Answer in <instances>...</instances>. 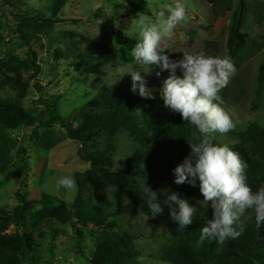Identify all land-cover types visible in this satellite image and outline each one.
Listing matches in <instances>:
<instances>
[{"label":"rangeland","instance_id":"obj_1","mask_svg":"<svg viewBox=\"0 0 264 264\" xmlns=\"http://www.w3.org/2000/svg\"><path fill=\"white\" fill-rule=\"evenodd\" d=\"M240 1L233 0L232 9L226 13L219 12L217 16L206 0H182L187 19L174 29L170 40L162 41V46L168 48L164 54L173 62L182 60L184 53L229 58L233 62L236 73L225 87V110L235 124L237 118L252 113L248 107L255 89L254 80L260 63L264 61V0H245L249 4L250 13L241 33L250 36L248 49L237 59L227 55L229 27ZM56 2L57 17L53 19V6ZM174 3L175 0H143L137 7L128 8L125 0H0V66L16 62L18 68L22 69L20 61L27 62L29 54L39 68L36 80L41 86L40 90L36 89L30 73H24L30 87L25 95L20 96L19 91L5 83L0 74V98L18 100L33 117L46 116L55 105L56 116L79 129L82 126L81 110L95 112L89 104L98 97L101 90L110 86L125 88L129 84V73L125 72L135 65L134 58L129 55L128 49L117 44L116 35L121 33L129 38L138 17L154 18L164 5ZM26 6L50 18L54 24L53 35L44 34L40 40L31 42L32 46L23 40L15 19L16 15L26 10ZM131 40L137 43L138 37ZM89 42H96L115 51L117 64L125 67V74L122 76L117 73L116 65H111L110 73L104 76L88 71L80 61L83 49H78L77 45L87 48ZM162 73L170 72L165 70ZM176 73L183 75L179 68ZM148 80L159 84L156 77H148ZM153 94H160V91L157 89ZM49 132H55L61 142L46 152L35 145V136ZM9 137L15 146L14 162L25 167L26 172L13 167L0 173V211L12 213L18 207V192L38 202L36 212L43 208L39 203L43 194L51 196L58 206L62 202L72 206L78 197V185L74 192L65 193L56 192L55 183L65 175L73 176L76 183L78 175L85 179L84 175L91 166L82 157L84 147L69 139L63 125L54 121L44 123L33 131L24 127L10 130ZM95 142L101 143L104 148L105 137L101 136ZM228 146L232 149L236 147ZM236 152L240 156L248 155V150L239 149ZM141 153L142 149L133 139L122 132L117 137L116 150L109 166L115 168V171H121L124 164H130L136 178L142 179L143 176L139 175L144 166L140 160ZM170 180L162 186L167 195L175 193L177 186L184 189V184L174 182V173ZM85 194L87 198L83 199L84 202L93 200L97 206L108 208L110 215L104 222L96 219L86 222L75 220L61 225L53 220L45 221L39 228L38 240L30 257L23 241L15 243L12 255L17 258L16 264H91L87 258L94 251L98 238H113L128 232H137L140 238L135 240L133 257L126 264H166L160 259V251L177 238L184 228L170 215L172 210L179 211L178 205L173 202L171 207L162 206V213L146 221L140 201L128 189L107 186L98 195L95 186H91ZM179 197L196 207V212L205 214L208 210L209 205L203 200L189 197L185 192ZM118 198L120 211L111 215L116 210ZM74 213L80 215L78 209ZM254 215L255 212L251 211L241 220H248ZM3 232L15 235L16 227L11 225Z\"/></svg>","mask_w":264,"mask_h":264},{"label":"trees","instance_id":"obj_2","mask_svg":"<svg viewBox=\"0 0 264 264\" xmlns=\"http://www.w3.org/2000/svg\"><path fill=\"white\" fill-rule=\"evenodd\" d=\"M143 0H125L128 8H135ZM212 6L213 13H226L233 7V0H206ZM58 3L53 6L56 19ZM250 13L249 4L245 0L239 2L237 12L234 14L229 27L227 55L237 59L248 49L250 36L241 33L246 27ZM19 33L23 40L31 45V42L40 40L44 34L53 35V22L39 11H33L29 6L20 15H16ZM60 20H58L59 23ZM118 45L129 51L136 42L126 38L123 34L116 35ZM90 46L83 48L81 56L82 65L90 72L98 75H107L111 71L110 66L116 65L117 73H124V66L117 64V53L96 42H89ZM32 46V45H31ZM32 48L30 47V54ZM32 56L35 58V54ZM22 69L16 62L0 66V74L5 83L19 91V95H25L30 84L24 77V73H30V79L35 80V88L41 86L36 80L39 72L34 59L28 54V61L22 63ZM134 67V69H133ZM132 70H140L139 66L133 65ZM140 74L144 77L147 87L152 89V94L160 91L170 73L163 74L157 66H152L148 71L142 69ZM157 73H160L157 75ZM156 77L159 84H153L148 77ZM163 75V76H161ZM176 76L183 78V75ZM129 84L123 87L110 86L101 90L89 107L95 110H81L80 119L82 126L79 129L66 123L56 116L55 105L50 108L48 114L33 117L28 114L18 100L12 98H0V173L10 168L18 167L24 173L26 168L14 162V144L9 137L10 130L24 127L33 131L35 128L50 121L60 122L67 131V137L79 142L84 147L83 159L90 163L91 168L86 171L83 179L78 175V197L73 205L62 202L59 206L53 198L43 194L40 202L43 205L41 211L36 212L37 201L17 193L18 207L12 213L0 211V264H16L17 258L12 255L14 246L18 241H23L28 256L33 252L39 236V228L45 221H56L59 224L73 223L75 220L86 222L94 219L104 222L109 211L106 207L97 206L93 200L84 202L87 198L85 193L91 186H95L98 195L105 191V187H114L120 190L128 189L136 195L141 203V211L145 217H151L147 200L144 198L143 186L146 184L156 192L162 206H169L165 201L172 195H167L162 186L171 181L173 170L183 163L186 157L191 155L190 143H198L199 132L194 125L188 124L181 115L164 105L161 94H153L154 99L142 98L138 90H131V74L127 75ZM255 89L251 95L249 110L244 116L237 118L233 130L226 134L216 133L214 143L234 145V151L239 149L248 150V155L242 154V159L248 163V184L253 192L264 186V61L258 67V73L254 80ZM225 105V88L219 93ZM139 111L141 115H139ZM127 133L131 139L142 149L141 163L144 165L137 179L135 170L130 164H124L120 171H113L109 165L116 150V140L120 133ZM101 136L105 137L104 148L101 143L95 142ZM226 138V140H223ZM61 142L55 132L35 136V145L43 150L50 151ZM92 144V145H90ZM89 147V148H88ZM86 148V149H85ZM184 189L180 186L175 188V193L181 195L185 192L189 197L203 200L200 192L199 180L195 186L184 183ZM171 205L173 202H169ZM209 202L205 214L196 212L193 223L185 226L181 233L173 241L166 244L160 251V259L166 264H264V225L257 227L255 215L242 220L245 225L244 232L236 239H228L224 243L216 241L199 242L200 230L212 217V208ZM120 200L117 199L116 215L120 211ZM79 210L80 215L74 213ZM254 210H247L245 214ZM16 227V234H5L9 226ZM140 238L137 232H128L113 238L100 237L87 258L91 264H126L133 257V244ZM83 250L80 252L82 253ZM30 257V256H29ZM30 259V258H29Z\"/></svg>","mask_w":264,"mask_h":264},{"label":"clouds","instance_id":"obj_3","mask_svg":"<svg viewBox=\"0 0 264 264\" xmlns=\"http://www.w3.org/2000/svg\"><path fill=\"white\" fill-rule=\"evenodd\" d=\"M186 19L182 0L164 5L154 18L138 17L135 29L129 35L130 39L138 37V42L129 55L140 70L125 73L131 74V90L134 93L138 90L142 98L154 99L152 89L147 87L140 71L157 66L161 71L170 72L160 90L164 105L179 113L199 132L198 143H190L191 155L173 170L174 182L195 186L196 180H199L203 201L208 205L211 202L213 210L211 219L200 230L199 242L216 241L222 244L244 232L241 218L247 210H254L257 227L264 225V186L253 192L247 182L248 163L228 145L214 143L216 133L226 134L235 127L229 112L220 106L223 101L219 95L236 73L233 62L229 58L185 53L182 60L173 62L164 54L168 48L162 46V41L170 40L174 29ZM177 68L182 71L183 78L176 76ZM139 115L143 116L140 111ZM112 170L115 171V168ZM76 189L75 178L65 175L56 181L54 190L69 193ZM143 193L151 218L162 213L157 193L146 184ZM169 202L178 205L179 211L172 210L170 215L181 228L193 223L196 207L175 193L165 201L171 207ZM148 219L146 217V221Z\"/></svg>","mask_w":264,"mask_h":264}]
</instances>
